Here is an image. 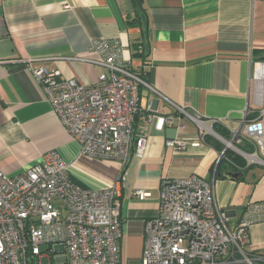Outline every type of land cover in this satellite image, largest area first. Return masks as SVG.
Masks as SVG:
<instances>
[{
	"label": "crops",
	"instance_id": "crops-1",
	"mask_svg": "<svg viewBox=\"0 0 264 264\" xmlns=\"http://www.w3.org/2000/svg\"><path fill=\"white\" fill-rule=\"evenodd\" d=\"M141 3L143 11L135 0H0V170L8 176L24 172L50 152L70 165L81 187H111L121 169L117 161L80 155V144L61 125L29 67L58 71L90 86L103 70L70 59L95 57L90 51L94 41L119 40L129 70L147 84L139 86L142 111L135 123L137 134L148 137L147 150L143 159L131 155L119 197L125 264L141 263L145 226L159 215L164 178L196 174L214 182L231 229L248 204L264 202V167L241 171L245 178L239 182L226 180L219 173L240 171L224 162L217 174L221 151L213 145L183 154L166 146L170 139L195 137L194 124L176 118L173 126L158 132L148 122L152 115H176L175 104L208 120H223L219 127L230 136L248 110L251 119L256 117L251 67L264 58V0ZM136 190L150 196L136 199ZM246 250L264 255V222L249 228Z\"/></svg>",
	"mask_w": 264,
	"mask_h": 264
},
{
	"label": "built area",
	"instance_id": "built-area-1",
	"mask_svg": "<svg viewBox=\"0 0 264 264\" xmlns=\"http://www.w3.org/2000/svg\"><path fill=\"white\" fill-rule=\"evenodd\" d=\"M90 51L95 57L70 59L103 70L90 86L45 67L28 70L63 128L80 144V155L117 161L120 174L111 187H81L56 152L16 176L0 170V264H42L45 258L50 264H125L119 197L131 155L143 159L147 150V135L135 129L142 111L139 86L147 84L129 70L119 40L94 41ZM251 79L257 88L258 112L251 119L253 112L248 110L229 139L215 130L223 120H208L172 103L176 115H152L148 122L158 132L173 126L176 118L194 124L195 137L167 140L166 146L176 154L211 147L209 138L221 143L216 173L222 162L240 171L264 167V61L252 63ZM228 151L246 166L228 160ZM149 196L134 192L139 200ZM228 221L216 200L214 182L196 174L164 178L159 215L145 226L140 264H264V255L246 250L249 228L264 222V202L248 204L235 228Z\"/></svg>",
	"mask_w": 264,
	"mask_h": 264
},
{
	"label": "trees",
	"instance_id": "trees-1",
	"mask_svg": "<svg viewBox=\"0 0 264 264\" xmlns=\"http://www.w3.org/2000/svg\"><path fill=\"white\" fill-rule=\"evenodd\" d=\"M137 3H138V6L140 7L141 11H143V8H142V3H141V0H135ZM140 15V16H139ZM138 17L139 19L141 20L142 19V16L141 14H139ZM264 58L260 59V60H254V62H257V61H264L263 60ZM139 77L140 74H138ZM142 78V77H141ZM215 130L216 132L220 133L221 135H223L225 138L229 139V135L224 131L222 130L220 127H215ZM209 143L212 144L217 150L221 151V149L223 150L224 149V146L221 144V143H218L217 141L213 140L212 138H209ZM226 156L228 158V160L232 161L233 163L239 165L240 167H245L246 166V162L239 156H237L234 152L232 151H228L226 153ZM224 162H222L218 169H217V174L221 171V168H222V165H223ZM249 169V168H248ZM237 170V169H236ZM237 171H240V170H237ZM245 171V170H243ZM241 172V171H240ZM246 172V171H245ZM245 172H244V176L242 177L241 180H243L245 178Z\"/></svg>",
	"mask_w": 264,
	"mask_h": 264
},
{
	"label": "water",
	"instance_id": "water-1",
	"mask_svg": "<svg viewBox=\"0 0 264 264\" xmlns=\"http://www.w3.org/2000/svg\"><path fill=\"white\" fill-rule=\"evenodd\" d=\"M219 177H222L226 180L239 182L242 177L244 176L243 172H225V173H219Z\"/></svg>",
	"mask_w": 264,
	"mask_h": 264
},
{
	"label": "rangeland",
	"instance_id": "rangeland-1",
	"mask_svg": "<svg viewBox=\"0 0 264 264\" xmlns=\"http://www.w3.org/2000/svg\"><path fill=\"white\" fill-rule=\"evenodd\" d=\"M240 148H245V149H249V146H247V148H246V146H243V147H240ZM237 155V154H236ZM238 156V155H237ZM240 157V156H239ZM256 165V164H255ZM44 249H46V247L45 248H43V250ZM56 257V256H55ZM42 264H50V260L49 259H47V258H45V259H43L42 260Z\"/></svg>",
	"mask_w": 264,
	"mask_h": 264
}]
</instances>
